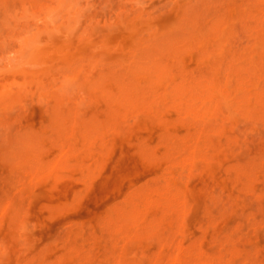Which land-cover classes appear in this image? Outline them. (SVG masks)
Wrapping results in <instances>:
<instances>
[{"label": "rangeland", "instance_id": "374dc122", "mask_svg": "<svg viewBox=\"0 0 264 264\" xmlns=\"http://www.w3.org/2000/svg\"><path fill=\"white\" fill-rule=\"evenodd\" d=\"M0 264H264V0H0Z\"/></svg>", "mask_w": 264, "mask_h": 264}]
</instances>
